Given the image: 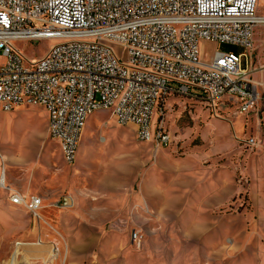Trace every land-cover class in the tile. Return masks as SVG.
<instances>
[{"label":"rangeland","instance_id":"374dc122","mask_svg":"<svg viewBox=\"0 0 264 264\" xmlns=\"http://www.w3.org/2000/svg\"><path fill=\"white\" fill-rule=\"evenodd\" d=\"M257 10L264 14L263 0L258 1ZM52 43L44 39L17 45L37 59ZM114 49L123 59L124 51ZM199 49L206 62L215 51L242 56L240 68L248 69L250 81L257 86L258 99L252 110L241 113L234 102L213 113L197 91L194 95L168 94L158 117L170 139L167 145H159L154 140L140 141L134 124L122 125L110 110L97 109L79 140L76 161L67 164L53 157L51 164L63 170L62 181L68 182L62 197L79 192L94 198L137 197L143 183L150 188L151 168L156 163L163 166L165 184L172 179L171 164L185 163L194 190L200 184L211 186L219 174L225 187L221 198L227 200L207 215L204 235L188 243L180 239L182 251L174 254L172 246L178 242L179 230L171 219L156 218L143 204L145 231L142 226L135 229L142 234L140 248L131 243L132 229H128L120 238L125 245L120 252L112 251L109 233L102 236L99 247L77 249L72 219L55 227L42 209L35 216L12 204L11 192L0 188V264H69L77 260L81 264H100V260L101 264H264V24L254 28L249 50L233 43L206 41H199ZM247 139L253 142L247 144ZM56 146L42 106L20 104L8 111L0 109V154L6 174L15 171L12 182L28 185ZM6 183L10 186L11 181L6 178ZM97 184L106 186L98 189ZM31 194L41 198L38 192L25 196ZM62 197L52 205H61Z\"/></svg>","mask_w":264,"mask_h":264},{"label":"built area","instance_id":"2783aa9c","mask_svg":"<svg viewBox=\"0 0 264 264\" xmlns=\"http://www.w3.org/2000/svg\"><path fill=\"white\" fill-rule=\"evenodd\" d=\"M258 1L0 0V109L42 106L67 164L76 161L83 125L97 109L134 124L140 141L159 145L170 139L158 117L168 94L197 91L210 112L236 102L247 113L258 92L240 68L242 56L215 51L206 62L199 41L249 50L254 28L264 24ZM44 39L53 43L37 59L17 45ZM0 178L10 202L36 216L42 198L11 189L2 154ZM130 241L140 248L142 234L132 229Z\"/></svg>","mask_w":264,"mask_h":264},{"label":"crops","instance_id":"0c3cea01","mask_svg":"<svg viewBox=\"0 0 264 264\" xmlns=\"http://www.w3.org/2000/svg\"><path fill=\"white\" fill-rule=\"evenodd\" d=\"M57 145L50 149L43 160L42 167L36 169L33 180L28 185L12 182L15 171L10 169L6 174V166L5 177L11 181V189L19 191L26 199L30 197V195L25 196L27 192L40 193L42 215L50 216V221L55 227L66 225L67 218L72 219L75 227L74 243L77 249H95L99 247L102 236L109 233L110 242L114 243L112 251L125 250V245H121L120 238L128 233V229L144 227L145 221H142V217L144 216L143 220H146V215L142 208L143 204H146L149 210L155 213L156 218L171 219L172 225L179 230L177 232L178 242L172 246V252L175 254L182 251L180 250V239L184 238L185 242H189L194 237L204 235L207 215L209 216L213 208L227 200L221 198L225 187L220 181L219 174L211 186L205 187L204 184H200L194 190L190 180L191 170L182 162L171 164L172 179L166 184L162 164H154L155 167L151 168L153 172L150 173V183H152L150 188L143 183L137 197L126 195L118 199L116 197L94 198L87 197L83 192L74 193L76 196L70 193L62 197L61 193L68 187V182L62 181L63 170L51 164L53 157L63 159L58 142ZM101 186L106 185L97 184L95 187L99 189ZM60 197H62V204L52 205ZM65 201L70 202L69 205H65ZM71 205H75V208H69ZM144 228L143 231H145ZM69 264L81 263L77 260ZM108 264H114V261Z\"/></svg>","mask_w":264,"mask_h":264},{"label":"bare ground","instance_id":"6f19581e","mask_svg":"<svg viewBox=\"0 0 264 264\" xmlns=\"http://www.w3.org/2000/svg\"><path fill=\"white\" fill-rule=\"evenodd\" d=\"M91 115V114H90ZM90 115L87 117V119H86V121H85V123H84V125H83V128H82V131H81V136H80V138L82 139L83 138V136L85 135V133H86V130H87V126L88 125H90V124H88L89 122H90V119H91V117H90ZM24 121V120H23ZM18 122V121H17ZM21 122V121H20ZM23 124H25V123H23ZM23 124H21V125H23ZM13 127H14V125H13ZM24 127V126H23ZM98 128V127H97ZM22 130V129H21ZM20 130V131H21ZM94 130H96V129H94ZM94 130H91L90 132H92V131H94ZM18 131V130H17ZM89 131V130H88ZM97 133H98V131H97ZM10 136V135H9ZM17 136V135H16ZM88 136V135H87ZM95 136V135H94ZM8 137V136H7ZM88 139V138H87ZM80 140V139H79ZM90 140V139H89ZM105 140V139H104ZM11 141V140H10ZM86 141V140H85ZM100 142V141H99ZM82 143V142H81ZM88 143V142H87ZM94 143V142H93ZM89 144V143H88ZM18 147H19V145H18ZM166 153H169V152H166ZM19 155V154H18ZM89 159V158H88ZM8 164V163H7ZM74 167V166H73ZM71 168H72V166H71ZM73 169V168H72ZM75 169V168H74ZM76 171H77V169H75ZM76 171H74L75 173H76ZM71 172V171H70ZM74 172H73V174H74ZM83 173V172H82ZM82 173H80V174H82ZM73 176V175H72ZM5 181H6V177L5 178H3ZM0 181H2V178H0ZM3 210V209H2ZM7 212V211H6ZM8 213V212H7ZM12 214V213H11ZM37 215V214H36ZM264 256V255H263Z\"/></svg>","mask_w":264,"mask_h":264}]
</instances>
